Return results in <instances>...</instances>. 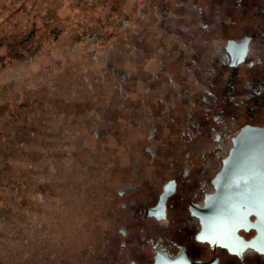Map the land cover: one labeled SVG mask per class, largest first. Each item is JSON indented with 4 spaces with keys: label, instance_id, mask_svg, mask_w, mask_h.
<instances>
[{
    "label": "flooded vegetation",
    "instance_id": "af4514ba",
    "mask_svg": "<svg viewBox=\"0 0 264 264\" xmlns=\"http://www.w3.org/2000/svg\"><path fill=\"white\" fill-rule=\"evenodd\" d=\"M82 1L0 0V108L31 102L7 115L0 147L12 124L42 118V100L69 99L45 96L43 79L72 90L86 76L90 115L70 123L91 137L94 166L114 170L89 200L104 244L97 264H264V162L237 149L246 131L264 130V0ZM35 18L68 28H28ZM35 37L42 49L14 54ZM234 206L248 211L231 237L198 238ZM237 243L243 258L229 251Z\"/></svg>",
    "mask_w": 264,
    "mask_h": 264
},
{
    "label": "trees",
    "instance_id": "16d2710c",
    "mask_svg": "<svg viewBox=\"0 0 264 264\" xmlns=\"http://www.w3.org/2000/svg\"><path fill=\"white\" fill-rule=\"evenodd\" d=\"M21 110L10 114L5 107L0 136L7 115L21 116ZM39 125L40 132L20 150L12 152L5 141L0 147V264H17L15 251L27 262L35 254L42 258V252H50L55 263L91 264L89 252L97 247L100 214L90 215L89 200L94 189L104 185L107 170L90 164L94 156L86 144L83 147L82 126L70 132L62 122H54L49 131L43 127L48 123L41 120ZM17 130L9 132L8 140H17Z\"/></svg>",
    "mask_w": 264,
    "mask_h": 264
},
{
    "label": "rangeland",
    "instance_id": "374dc122",
    "mask_svg": "<svg viewBox=\"0 0 264 264\" xmlns=\"http://www.w3.org/2000/svg\"><path fill=\"white\" fill-rule=\"evenodd\" d=\"M75 2H76V4L78 6L83 7V5H82L83 1L80 2V0H75ZM35 15H39V12L35 13ZM27 26H28V28L32 27L34 29H37L38 31H39V28H41L42 26L43 27L45 26L46 28H50L51 32L54 29L59 28L60 30L63 31V33H64L65 28H68L67 25L61 24V23H59V24H56V23L55 24H47V22H44V21L43 22H38V20L36 18L33 19V21L29 22ZM31 32H33V29L31 30ZM38 33H37L36 37H39ZM36 37L32 41V44L25 45L24 47L20 46L19 44H15V45L10 46V47H11L12 51L14 52V54H17V51H21V53H23V55H27L28 54L27 53L28 49L33 47L34 45H36L37 47L41 48L42 43L36 44V42H37L36 40L39 39V38L36 39ZM85 42L86 41H83V43H81V42H79V43L82 46ZM85 44H87V42ZM10 47H8V48H10ZM93 48H94L93 50L89 51V52H91L90 53L91 56H94L96 54L95 51H96L97 47L93 46ZM83 49H85V48H83ZM64 51L67 52L68 51V47H65ZM23 55H21L19 57L23 58ZM23 62H25L24 59H23ZM34 64L35 63H31V66L33 67ZM58 64H59L58 61H52L51 62V65H53V66H58ZM88 67H89V65H86V68H88ZM35 73H36L35 68L27 67L26 75H28V76H26L27 78H25L26 79V83L30 84V79H29L30 76L29 75L35 74ZM38 80L42 82V79H38ZM43 80H44V83L42 84V87H44L43 89H45V87H46V91H49L48 94L45 93V96L51 94L52 98H55L59 94H62L63 92H65L69 99L67 98L68 100L58 102V104L55 103V102H53V103L51 102L49 104V106L46 105L47 103L45 102L47 99L46 100L44 99V100H42L40 102V105L38 106L42 110L41 111L42 112V115H41L42 119L40 118L39 115H36V116L31 115L29 117V119L26 118L25 123L23 122L22 124H19V125H13L12 124L9 127V130L11 131L10 134L14 133V129H18L17 132H15L16 135H17V140H14V141L8 140V143H7V148L9 146V148H10V150L12 152H15L16 150L18 151V149L20 150L23 143L29 144L32 141L33 134L36 133L38 131V129L40 128L39 127L40 126L39 123L41 122V120L44 122V124H47V123L49 124L48 126H43V127H46L48 131H49V129L52 128V125L54 124V122H56V123H61L62 122L64 125L68 126V129L70 130V132L71 131L72 132L73 131L76 132V129L74 130V127H76L78 125L74 126V124H71L70 122L73 121L74 119L76 121V118H82L83 120H85L86 118L88 119V117L90 115L89 112H91V110H87L86 107H85V109L83 108L84 102H85V99H84L83 95L86 94V87L89 85L88 81L86 80V76H85V79H83L84 86H82L83 84H81L80 86L77 84L76 85L77 87L74 86L72 88V90H70L69 88L63 87V85H61V87H60V84H57L56 82H51V81H53L51 79H49L47 82H45V79H43ZM86 81H87V83H86ZM65 84H67V83L65 82ZM69 84H70L69 86H71L72 83L69 82ZM6 85H7V83L5 84V86ZM95 85H98V84L95 83ZM26 86H27V84H26ZM64 88L67 89V90H65ZM68 90H70V91L68 92ZM7 91H8V88H5L4 92H7ZM23 103H25V104H23ZM30 105H31V102L29 101L28 96L26 94H24L19 99L16 100L14 108H11V112H9V113L13 114L15 112L14 110H17V112H18V109H21V108H22L21 112L23 113L24 109L25 108H29ZM4 114H5L4 109L3 108L0 109V117L2 115H4ZM100 128H106V126H100ZM92 131H95V130H92ZM96 131L99 132L101 130L98 129ZM38 132H40V130ZM44 132H46V131H44ZM86 134H87V136L89 135L88 132H86ZM24 136L26 137L25 141H22ZM74 136L75 135L72 134V138L73 139H74ZM10 138L11 137L9 135V139ZM90 138L91 137H88V138H86L85 141H82L83 147H85V144L87 143V141H89ZM89 150H90L89 151L90 155L93 156V154L91 153L92 150L91 149H89ZM107 154H108V152H107ZM110 156L113 157V154H111ZM94 158L95 157H93V159ZM93 159H92L90 164L93 167L96 168V166H94L95 163H94ZM104 159H108V158H104ZM106 161H108V160H106ZM109 163H111V162H109ZM108 166L109 167H113V165H109V164L107 165V167ZM97 168H98V166H97ZM9 169H10V165L7 163L6 164V170L8 171ZM15 170H17V168H15ZM0 171H1V168H0ZM113 171H114L113 169L107 170V175L109 177H112L113 176L112 175ZM15 172L17 173L18 171H15ZM108 173H110V174H108ZM1 174L2 173H0V180H1V178H3ZM107 175H106V177H107ZM5 176H8V175H5ZM1 182H3V181L1 180L0 183ZM99 199H102V197L100 196L95 202H97ZM98 209H99L98 206H96L95 209H94L95 212L98 211ZM93 216H94V214H93ZM95 235H96L95 236V238H96L95 240L97 242L96 246L99 247V250L97 251V253L94 252L93 250H90L89 254L91 256V264H97V263L102 261L101 249L103 248V245H104L103 244V238H102V235L100 233L99 234L95 233ZM100 247H101V249H100ZM94 249H96V248H94ZM36 256L37 255L35 254L33 258H30L28 260V262L25 261V259H24V261H22L19 251H15V257H16L15 262L17 264H62L61 260H58L55 263L56 259L54 258V256L51 257L50 252L46 253L45 255H44V252H42V258H38V256L37 257ZM74 264H78V263L76 262Z\"/></svg>",
    "mask_w": 264,
    "mask_h": 264
},
{
    "label": "snow or ice",
    "instance_id": "6c2138e0",
    "mask_svg": "<svg viewBox=\"0 0 264 264\" xmlns=\"http://www.w3.org/2000/svg\"><path fill=\"white\" fill-rule=\"evenodd\" d=\"M247 211L248 209H242L239 206H234V212L232 216L229 219H225L221 222L219 231H213L208 235H201L198 238L201 240L210 239L212 243H215L219 238L231 237L233 226L243 220V218L247 215ZM258 215L261 217V220L264 221V201L260 202L259 204ZM228 247L229 251L243 258L242 254L244 248H246L247 245L237 243L234 245H229ZM253 247H255V245H253ZM259 251L264 252V248H260Z\"/></svg>",
    "mask_w": 264,
    "mask_h": 264
},
{
    "label": "water",
    "instance_id": "95a60500",
    "mask_svg": "<svg viewBox=\"0 0 264 264\" xmlns=\"http://www.w3.org/2000/svg\"><path fill=\"white\" fill-rule=\"evenodd\" d=\"M244 139L237 149L239 150H249L250 154L245 156V161H251L253 158L261 160V165L264 162V130H254L250 129L246 131ZM263 161V162H262ZM231 165L229 161L226 163V169L222 175V182L227 181L229 174L228 167Z\"/></svg>",
    "mask_w": 264,
    "mask_h": 264
},
{
    "label": "crops",
    "instance_id": "0c3cea01",
    "mask_svg": "<svg viewBox=\"0 0 264 264\" xmlns=\"http://www.w3.org/2000/svg\"><path fill=\"white\" fill-rule=\"evenodd\" d=\"M100 249H101V247H100ZM102 250V249H101ZM96 252V251H95ZM97 253V252H96Z\"/></svg>",
    "mask_w": 264,
    "mask_h": 264
}]
</instances>
